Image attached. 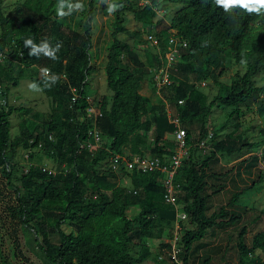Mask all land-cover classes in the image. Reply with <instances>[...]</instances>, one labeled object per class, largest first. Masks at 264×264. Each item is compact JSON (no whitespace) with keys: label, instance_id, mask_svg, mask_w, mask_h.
Segmentation results:
<instances>
[{"label":"trees","instance_id":"1","mask_svg":"<svg viewBox=\"0 0 264 264\" xmlns=\"http://www.w3.org/2000/svg\"><path fill=\"white\" fill-rule=\"evenodd\" d=\"M57 2L25 0L14 9L11 17H7L2 9L3 0H0V51L12 47L10 56L16 59L0 64V73L4 72L5 78L13 79L17 86L19 78L12 76L15 70L19 76H24L29 69H47L50 76L42 75L31 81L65 111L64 116H56L45 124L43 132L38 135L29 130L28 122L24 120L20 126L21 133L16 138L12 137L10 121L14 109L10 106L8 112L0 111V170H3L8 185L15 190L19 203L15 212L23 226L42 235L43 244L39 239L36 242L53 264H145L151 259L154 264H163L150 250L149 240L166 238L168 228L176 221V212L163 201L161 173H129L133 187L129 190L119 185L113 173L99 169L111 154L124 155L129 151L133 156H143L152 131L155 137L150 149L151 157H160L165 161L174 153V140L166 138L175 131L167 108L164 105L148 107L140 92L144 64L133 47L121 38L130 20L128 15L136 10L121 0L116 3L123 6L113 14H109L108 6L102 9L104 16L113 15L115 19L113 41L105 67L112 99L109 101L108 96H103L99 101L103 113L99 128L103 134L108 132L112 141L109 148L105 145L106 149L88 151L82 148V144L90 121L82 123L77 119L83 114L77 110L83 111L87 104L82 101L73 110L69 106L70 86L84 88L83 93L89 94L88 76L94 70L89 54L94 0H89L83 32L71 36L65 34L60 23L53 18L57 15ZM151 3L152 7L164 10L169 23L168 29L154 33L159 40L154 69L160 68L165 61L170 35L187 42V48L178 59L177 71L172 72L173 84L160 90L180 117L186 130V144L190 148L175 177V182L181 187L178 201L187 214L183 223L184 234L178 243L181 251L177 259L182 264H189L194 251L204 246L203 240L208 233L239 225L242 220L227 207L212 211V199L220 189L210 186L209 170L218 155H232L251 144L245 138L238 143V138L232 134L218 141V133L213 130V149L198 158L197 143L207 134V124L214 108L233 109L229 115L231 119L234 114L241 115L243 108L255 103L258 114L264 116V86L259 87L255 82L256 77L264 72V16H252L239 8L231 14L226 13L215 4V0H151ZM23 9L27 14L28 28L17 24L13 17L16 14L23 20ZM145 11L152 13L146 7L143 8ZM26 38H32L37 44L46 40L53 47L59 44L56 58L42 54L39 57L30 56V49L24 46ZM232 64L242 67L243 73L236 74L230 85L220 82L219 78ZM216 71L218 75H215ZM63 75L67 80L62 79ZM179 75L185 79L179 80ZM52 76L56 77L55 83L50 82ZM212 77L218 90L209 102L198 84L207 83ZM0 84H3L1 76ZM5 89L8 92L6 86ZM180 100L184 101L183 105H179ZM50 134L57 138L55 146L49 140ZM31 140L32 147L42 144L47 153L52 149L58 152L60 158L67 161L70 170L60 176H51L43 173L38 165H33L29 173L22 176V194L12 182L15 159L19 148L27 149ZM228 143L231 146H227ZM7 166L12 169L7 171ZM241 194L234 195L231 207L238 205ZM135 206L140 211L134 219H130L128 210ZM46 214L52 216L58 235L56 243L48 239ZM258 219L256 217L254 221ZM64 225L75 229L65 232ZM247 232L248 228L243 227L238 236L240 264H247L248 256L257 255L261 259L264 255V228L252 235L250 243L247 242ZM163 248L171 249V244H164ZM171 264L177 263L171 260Z\"/></svg>","mask_w":264,"mask_h":264},{"label":"rangeland","instance_id":"2","mask_svg":"<svg viewBox=\"0 0 264 264\" xmlns=\"http://www.w3.org/2000/svg\"><path fill=\"white\" fill-rule=\"evenodd\" d=\"M120 0H94V19L92 22V46L89 49L91 57L92 73L88 76L89 83L87 90L89 94L96 100L100 101L103 96H108L109 101L112 95L107 86L105 67L108 59V52L113 41V15L104 16L102 9L109 3L118 2ZM125 4L132 6L136 12L130 13L129 22L126 24V30L121 34L123 41L130 44L139 59L144 64L143 80L140 88L141 94L144 96L148 107L164 105L167 111L174 109L169 106L165 100L162 90L159 89L155 80L154 64L156 60L154 55L159 49L154 47L148 39V36L154 35L155 32L168 29L169 23L165 18L164 10L152 7L151 0H121ZM25 2V0H3L2 9L5 16L11 17L14 9ZM67 3L80 2L83 8L73 10L69 15L64 17L54 16V20L60 23L61 29L65 34L73 35L74 33H82L84 25L87 21V13L89 8V0H66ZM149 8L151 12H143V8ZM67 11V8H65ZM24 19H19L16 14L13 16L17 22L24 28H28L27 14L24 11ZM166 34L165 42L169 37ZM152 59H149V57ZM180 62V61H179ZM8 66V65H7ZM153 66V67H152ZM244 69L240 66L232 64L226 73L219 78V81L230 85L236 77V74L243 73ZM218 75V71L215 72ZM2 83L8 89V100L10 106L14 109L11 116V134L13 138L20 135V126L24 120H27L28 128L35 135L43 132L44 125L56 116H64L65 111L58 102L48 96L41 88L38 90L30 88L33 84L32 78H41L42 73L39 70L29 69L27 74L19 76L15 70L12 74L13 78H19V84L14 85L13 79H6L4 72L0 73ZM191 76V75H188ZM178 77V76H174ZM179 80H184V76L179 75ZM256 85L264 86V72L256 77ZM199 89L207 95L210 102L216 95L218 87L213 77L207 82H200ZM257 105L250 104L249 107L243 108L241 115L229 118L233 109L214 108L211 112L207 128L217 131L216 140L223 139L226 135H234L241 141L243 138L251 145H247L241 152H234L232 155L221 154L211 162L209 170L208 182L211 185L218 186L220 189L212 199V211L219 208L227 207L232 213L241 217V223L235 226H226L216 229L214 233H208L204 241V246L197 248L191 255L189 264H240L238 250V236L243 227L248 228L247 242L250 243L252 235L264 228V116L261 117L257 112ZM153 118V115H151ZM105 145L109 148L112 138L108 132H104ZM154 132L149 136L148 145L145 148L144 155L150 157V149L154 144ZM168 140H173V136L169 135ZM57 143L54 135L53 146ZM227 146H231L228 143ZM52 152V153H51ZM25 148L20 147L15 159V171L12 182L15 188H19L23 194L24 188L22 183L23 170L26 165L24 160ZM129 154V151H127ZM209 154V153H208ZM197 157H203L201 151L197 150ZM207 155V154H206ZM50 156V157H49ZM48 158V159H47ZM49 160V162L46 161ZM32 162L38 166H45L54 170L60 176L66 170H70L67 161L60 158L58 152L54 149L47 153L46 151H38L33 154ZM102 171L113 173L120 186L132 190L129 173L116 174L110 168V162L107 160L99 168ZM160 180V185H161ZM253 184L255 188L250 190ZM242 193L238 198V205L230 206V202L234 195ZM18 201L15 190L8 185L7 178L0 170V264H53L46 255L40 250L36 240L39 239L43 244L42 235L23 226L15 212L18 208ZM181 207H183L180 204ZM138 206L131 207L128 210V217L134 219L139 213ZM52 213V211H50ZM258 217L257 221L254 218ZM47 221L45 230L48 239L54 243L58 242V235L54 230V222L51 214H46ZM184 223V222H183ZM183 223L180 224L182 236ZM65 232L74 231L71 225L63 226ZM177 224L173 223L167 231L166 238L163 240H149L150 250L159 261L163 264H171V256L169 249L163 248L164 244H170L174 235ZM182 264V261L179 260ZM264 255L261 259L257 255L248 256L247 264H263ZM145 264H154V260H150Z\"/></svg>","mask_w":264,"mask_h":264},{"label":"built area","instance_id":"3","mask_svg":"<svg viewBox=\"0 0 264 264\" xmlns=\"http://www.w3.org/2000/svg\"><path fill=\"white\" fill-rule=\"evenodd\" d=\"M149 41L155 47H159V40L154 35L148 36ZM187 48V42L175 35H170L167 41V53L165 55V61L160 68H156L155 80L159 89L163 86H169L173 84L172 72L177 71V62L181 55V52ZM13 48L7 47L3 51H0V64L10 63L16 61L12 59L10 54ZM22 57V54H19ZM37 69V67H34ZM41 71L42 75L50 76V72ZM62 79L67 80L66 75L62 76ZM71 99H70V109H74L82 101L87 104L84 110H77L78 113L83 112L81 116H77V119L84 123L85 120H89L90 124L87 130V136L83 141L82 148L88 151H95L106 149L104 134L99 128L101 119L103 118V113L100 108V104L96 101L90 94L85 95L84 88H77L70 86ZM179 105H183L184 101L180 100ZM10 109V104L8 100V92L3 84H0V111L8 112ZM77 113V114H78ZM170 123L175 127L173 132V140L175 142L174 153L163 161L160 157H148V156H133L132 154H111L109 158L110 168L116 174L121 173H132L134 171L141 172L143 174L159 171L161 173V184L164 189L163 201L166 205L174 208L176 212L177 228L174 231L173 238L171 240V249L168 253L171 259L176 261L177 264H181L178 261V255L180 253L179 241L182 237L180 224L187 220V214L180 206L178 201V194L180 192V185L175 182V177L178 174L183 161L189 155V147L186 144V130L183 128L180 117L173 111H167ZM49 140H54V135H49ZM214 132L212 128H207V134L197 143L199 151L203 155L208 154L213 149ZM33 141L29 142V147L25 149L24 160L27 162L23 173L26 175L29 173L30 168L34 164L31 161L34 153L43 150V145L38 144L32 147ZM41 171L45 174L56 176L57 173L54 170L48 169L45 166H39ZM12 169V168H11ZM10 166H7V171H10ZM136 194L137 191H134Z\"/></svg>","mask_w":264,"mask_h":264},{"label":"clouds","instance_id":"4","mask_svg":"<svg viewBox=\"0 0 264 264\" xmlns=\"http://www.w3.org/2000/svg\"><path fill=\"white\" fill-rule=\"evenodd\" d=\"M215 4L222 8L226 13H232L234 9H242L244 12L260 17L264 16V0H215ZM122 4H117L115 2L108 4V12L109 14H113L117 11L119 7H122ZM67 8V11H65ZM83 8V4L80 2L76 3H67L66 0H58L56 4V13L59 17H64L69 15L73 10H80ZM24 46L29 48V55L30 56H37L39 57L41 54L49 57L51 59L56 58V53L60 48V45L57 44L56 46H52L48 41H42L37 44L32 38H26L24 40ZM244 63V61H241ZM47 72V69H44ZM51 83L56 82V77L52 76L49 78ZM38 85L33 83L30 85V88L34 90H38Z\"/></svg>","mask_w":264,"mask_h":264},{"label":"crops","instance_id":"5","mask_svg":"<svg viewBox=\"0 0 264 264\" xmlns=\"http://www.w3.org/2000/svg\"><path fill=\"white\" fill-rule=\"evenodd\" d=\"M166 136H167L166 138H168L169 135H166ZM47 159H48V158H47ZM47 159H46V161L49 162V160H47Z\"/></svg>","mask_w":264,"mask_h":264}]
</instances>
